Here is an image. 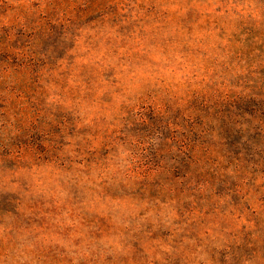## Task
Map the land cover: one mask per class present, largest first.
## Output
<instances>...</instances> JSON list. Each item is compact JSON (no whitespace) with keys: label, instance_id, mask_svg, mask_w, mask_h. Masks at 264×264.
<instances>
[{"label":"rangeland","instance_id":"rangeland-1","mask_svg":"<svg viewBox=\"0 0 264 264\" xmlns=\"http://www.w3.org/2000/svg\"><path fill=\"white\" fill-rule=\"evenodd\" d=\"M68 1L0 0V264H264V0Z\"/></svg>","mask_w":264,"mask_h":264},{"label":"trees","instance_id":"trees-1","mask_svg":"<svg viewBox=\"0 0 264 264\" xmlns=\"http://www.w3.org/2000/svg\"><path fill=\"white\" fill-rule=\"evenodd\" d=\"M80 1L82 0H77V2H80ZM44 3H45L44 11L38 23L39 28L42 31H44L43 32L44 35L42 36L51 37L56 31L57 27H63L65 29H68L69 27L66 25H69V26L73 25V23L69 20L65 21L63 18H61L60 20L57 18L55 19L54 16H50V15L53 9L57 10L62 7L64 9L66 4H68L67 7L69 6L70 8L71 4H74L76 2H72V1L69 2L68 0H45ZM81 4L85 6L84 7L85 11H82L83 12L82 17H89V16H94V15L99 16L98 19L101 21L103 25H109L110 22H112L110 21L111 18H115L117 16V11L115 9L113 11H109V10L107 11L109 6L114 4L113 0H85V2H82ZM23 19L24 18L22 17L21 20ZM112 24H115V22H113ZM44 60L45 59L32 58L31 60L28 61V63L30 65H39L40 63H44ZM30 65L26 66V68L30 69L31 68ZM44 68H47V67H43L42 69ZM6 156L9 158H13L10 155H6Z\"/></svg>","mask_w":264,"mask_h":264}]
</instances>
